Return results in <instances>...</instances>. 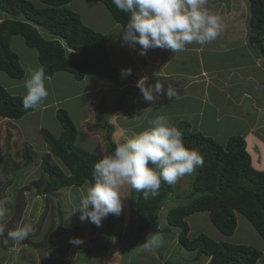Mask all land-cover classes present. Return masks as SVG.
Instances as JSON below:
<instances>
[{
  "label": "crops",
  "instance_id": "1",
  "mask_svg": "<svg viewBox=\"0 0 264 264\" xmlns=\"http://www.w3.org/2000/svg\"><path fill=\"white\" fill-rule=\"evenodd\" d=\"M206 7L210 13L219 15L222 18V31L214 41L204 45L194 42L187 45L183 51L177 53L170 49H150L146 55L139 54V45L131 48L123 43L121 38L122 28L112 18L109 11V15L104 21V27L101 29L97 27L96 30L87 26L81 14L78 13L83 24L103 36L109 63L121 70L130 68L133 77L126 76L119 79H111L98 74H86L82 80L78 81L68 72H58L51 77L46 76L45 86L49 88L50 94L48 96L50 102H42L38 107L32 109V112L19 120L0 118V123L4 122L7 125L14 124L12 128L15 127V130H13L19 134L21 142L29 145L27 136H29L32 124L25 121V118L30 117L34 121L33 128L39 129V131L42 129L41 126L45 119H49L50 125H53V127L51 126L52 132L50 129L48 131L53 136H59L62 128L56 118V108H64L71 120H73V110L84 111L87 109L89 113L90 106L97 105L102 99L110 107L106 119L113 127L111 138L116 146V142L120 136L125 137L122 139L126 141L127 139L124 135L134 136L148 127L150 119H153L157 115H164L174 125L180 120L189 122L192 131L200 132L222 145L226 143L230 136H241L244 140L245 150L250 157L252 167L258 171L264 170V58L257 54V51L249 41V3L247 0H207ZM22 40L24 42L23 38ZM23 42H16L18 44L16 47L20 46L18 58L22 56L23 52L27 61V64H23V61L19 58L20 65L24 70L23 78L16 80L20 87L23 85V80L26 77L25 71H28L29 68L41 66L36 49L27 47L24 45L25 42L24 44ZM25 48L27 50L31 49V51L25 53ZM142 76H147L150 83L161 80L164 82L165 91L167 90V83L173 84L176 87L178 98L175 99L173 97L169 100L166 96H161L154 104L146 102L136 87L137 80ZM15 85L16 83L11 86L14 87ZM4 88L9 93V90L6 87ZM129 89H134L129 95L130 98L124 99L129 105V113L127 111L124 112L122 109H114L112 106L118 105L123 94ZM25 93L26 91H22L20 94L15 95L24 97ZM101 94L103 95L101 96ZM83 98L85 102L81 104V99ZM92 98H94L93 101H91ZM33 114H38V116H32ZM142 114L143 116L140 118ZM81 116V120L76 122V124L73 121L77 130L76 144L80 148L96 154L100 159L103 153L106 152L103 137L104 130L89 131L87 129V126L92 125L95 121L93 111L87 116ZM131 119L134 120L133 123H130ZM80 125L83 126L80 127ZM39 134L41 135L40 132ZM43 142L41 152L47 153L49 152L48 145L44 140ZM30 147L32 148V146ZM53 161H55V158H53ZM127 201L124 198L122 213L116 216V219L120 222L125 220L127 213L128 217L131 218L130 194L129 207L127 206ZM126 209L127 211H125ZM167 212L166 210V214ZM202 214H205L207 219L196 217V220L202 222L205 226L207 225L206 223L212 225L208 213L203 212ZM199 215L200 213H196L192 216ZM188 218H186V222H188ZM238 218H240L239 215H237V227ZM129 222L130 219L128 224L123 228L124 230H127ZM169 228L171 227H169L167 220L162 225H159V229ZM173 229L179 232L177 228ZM213 230L218 234L214 236L215 238L213 237L217 242H226L229 237L235 234L234 232L232 236L228 237L220 234L216 228ZM245 231L247 234H250L246 226ZM90 236H93V234ZM188 236L190 237V228ZM84 237L88 238L87 236ZM110 237L114 240L112 245L109 247L103 245L100 249L90 246L91 241L90 243L88 241L92 240V237L87 241L84 239L83 246L86 249L87 256H97L98 254L100 255L99 258L105 259L108 262L104 261L103 264H120L124 250L127 248L131 250L130 241L117 239L114 235ZM60 238L61 241H57L53 249L60 246L58 251L68 254L69 264H76V258H78V264H98L95 259L90 260L88 257L87 261L84 259V263L81 262L82 259L79 255L82 250L77 243L69 242L73 239L77 240L73 232L61 235ZM120 238H123V235ZM12 242L6 243L3 239H0V243H6L7 245L2 246L0 244V264L50 263L46 262L45 253L49 249L47 246L42 245V249L36 247V250H34V247L31 248L27 245H18L14 244V241ZM117 242H119L118 245L115 244ZM261 242L259 243L261 244L259 247L264 252V242L262 240ZM22 243L26 244V242ZM63 243L64 246L61 245ZM137 243L139 242L136 241L135 244ZM136 250L137 247L133 246L131 255L134 254L137 259L141 254H146V252L156 255L149 248L145 249L146 251ZM191 253L194 256L192 260L193 264L208 263V258L203 257L199 261V258L196 259V253ZM157 255H151L154 257L151 264H161L159 253ZM57 258L60 259L59 256ZM55 264H61V262L56 261ZM165 264L172 263L165 262Z\"/></svg>",
  "mask_w": 264,
  "mask_h": 264
},
{
  "label": "trees",
  "instance_id": "2",
  "mask_svg": "<svg viewBox=\"0 0 264 264\" xmlns=\"http://www.w3.org/2000/svg\"><path fill=\"white\" fill-rule=\"evenodd\" d=\"M36 1L39 4L35 0H0V71L15 80L23 78L24 70L19 58L10 47L11 38L21 36L27 47L36 49L39 64L45 69L47 77L58 72H68L78 81L86 74H98L111 79L123 78L121 69L109 63L103 36L85 26L80 15L69 9L68 5L73 0ZM85 1L102 3L121 28L126 27L129 14L116 9L112 0ZM247 1L250 6L249 41L257 54L264 58V0ZM22 100L23 96L11 95L0 85V118L19 120L32 112V109L26 110L23 107ZM94 108L96 118L87 129L104 130L105 148L111 154L116 145L111 138L113 127L106 119L109 109L102 100ZM56 118L62 128L59 136H53L43 128L40 130L49 152L44 153L40 159L44 179L41 183H34L40 189L38 195L45 198L54 197L61 189L80 188L90 182L94 183L93 167L99 160L96 154L76 144L77 130L65 109H57ZM175 126L183 133L184 144L197 149L203 158V164L193 171L195 174L190 181L189 202L171 208L166 214L169 227L179 230V245L186 251L195 252L196 259L208 258L207 264H257L258 259L264 264V252L255 247L216 242L205 234L189 238V225L186 222L190 215L208 213L214 228L229 237L234 234L237 215H240L264 242V170L258 171L252 167L241 136H230L222 145L200 132L192 131L187 121L180 120ZM7 136L8 139L11 137L9 132ZM32 153V148L25 144L21 150L25 166L32 163ZM53 158H58L63 168L54 163ZM172 193L173 186L163 181L158 195L150 196L147 200L142 193L131 189V231L138 235L151 230L157 233L168 232L170 228L159 229L158 215ZM110 215L106 218V225L108 235L113 236L116 231ZM59 216L61 221V212ZM72 230V227H63L59 222L45 236L47 241L44 245L47 248L53 247L58 237Z\"/></svg>",
  "mask_w": 264,
  "mask_h": 264
},
{
  "label": "clouds",
  "instance_id": "3",
  "mask_svg": "<svg viewBox=\"0 0 264 264\" xmlns=\"http://www.w3.org/2000/svg\"><path fill=\"white\" fill-rule=\"evenodd\" d=\"M116 9L129 14L126 27L122 29V41L129 47L140 46V55L150 49H170L177 53L187 45H204L214 41L222 31V18L210 13L207 0H112ZM72 50H70L71 52ZM122 77L132 70L122 69ZM43 66L28 69L24 81L26 94L23 107L35 109L49 93L45 86ZM146 102L156 103L161 96L169 100L178 98L176 87L156 80L150 83L147 76L136 82ZM203 164V158L195 148L183 142V133L166 116L157 115L148 121V127L132 138L117 145L113 152L94 164V183L78 190L74 212L80 213V220L102 226L110 214L119 216L123 210L124 189L130 187L142 193L145 200L158 195L161 182L175 184L185 175H191ZM0 204V219L8 212ZM2 231V229H0ZM33 232V226L24 223L8 232V239L20 243ZM80 243L79 240H70ZM159 243L153 236L150 247ZM257 264H262L257 260Z\"/></svg>",
  "mask_w": 264,
  "mask_h": 264
},
{
  "label": "rangeland",
  "instance_id": "4",
  "mask_svg": "<svg viewBox=\"0 0 264 264\" xmlns=\"http://www.w3.org/2000/svg\"><path fill=\"white\" fill-rule=\"evenodd\" d=\"M36 4L37 1L35 0ZM69 9L72 11H76L77 13L81 14L83 21L85 24L94 30L98 27L99 29L104 27V21L106 17L109 15L108 10L102 3H89L85 0H73L70 3ZM103 7V9H102ZM84 24V25H85ZM85 25V26H86ZM17 41L23 42L22 37H12L11 42V49L13 52H16L18 56V50L20 46L16 47L18 44H16ZM24 44V42H23ZM25 45V44H24ZM22 48V47H21ZM25 53H27L30 50H27L25 48ZM33 53V52H32ZM21 60L23 61V64H27L25 54L22 52V56H20ZM26 77L23 80V85L20 87L18 85V82L10 77H8L4 72L0 71V85L4 88L6 87L9 90V93L12 95L20 94L22 91L25 92L26 89L24 88V81L28 78V71H25ZM3 79V80H2ZM16 85L12 87L11 85ZM5 89V88H4ZM48 93L49 88H47ZM23 94V93H22ZM26 94V93H25ZM131 92H125L119 100L118 105L112 106L114 109H122L124 112L127 111L129 113V105L124 100L127 98H130ZM103 94H101L102 96ZM105 99V98H104ZM94 98L91 99L93 101ZM102 100V99H101ZM100 100V101H101ZM124 100V101H123ZM105 104V100H102ZM42 102H50L49 96L43 100ZM85 102V99H81V104ZM99 104V103H97ZM107 108L110 110V107L106 104ZM95 105L90 106L89 113L92 111H95ZM61 107H58L55 109V114L57 109ZM64 109V108H63ZM100 111V109H98ZM75 112V113H74ZM88 110L85 109L84 111H76L73 110V120L76 124V122H79L82 118L81 115H89ZM32 116H38V114H33ZM143 114L140 116L142 118ZM96 118L94 113V119ZM139 120V118H138ZM25 121L31 122L32 128L30 130L29 136H27V141L29 142V145L33 148V161L29 166H25L23 159L21 157V150L25 143L21 142L19 139V134H17L14 130L15 127L12 128L14 124H6L4 122L0 123V204L3 205L5 209H8L9 211L6 213L5 217L3 219H0V239L6 243H13L8 239V232L11 230H14L18 226H22L24 223H29L33 226V232L29 235V237L22 241L26 242V244L20 242L16 243L14 241V244H22L27 245L28 247H34V250H36V247L42 249V245L47 241V238H45L46 235L49 234V232L52 230L53 227H56L59 222L63 225V227L69 228L72 227V232L75 234L77 240L81 241L80 243H77L82 250L79 257L82 259L81 262L84 263V261H87V252L85 247L83 246L84 239L87 241L92 237V240L90 239L88 243L91 241V245L94 248L100 249L101 246L106 245L109 247L112 245V242L114 241L109 235H108V228L106 225V219L102 221V226L97 227L95 224L85 220H80V213L74 212L76 207V197L78 195V190L85 188L88 186V184H85L81 188H65L61 189L60 192H57L54 197L52 198H45L44 196L38 195L40 191L37 184L38 182H42L44 179V175L41 171V156L44 154L41 152V148H43V137L39 134V129L33 128V122L31 118H25ZM59 122V121H58ZM134 120L131 119L130 123H133ZM26 124V123H25ZM49 119H45V121L42 124L43 129H51ZM83 125H80V127ZM12 128V130H10ZM14 129V130H13ZM8 132L10 134V138L8 139ZM52 132V131H51ZM126 136V139L132 138L133 136L130 135H124ZM118 138V137H117ZM125 137L118 138L116 144L119 145L123 142H125ZM43 139V140H42ZM106 151V149H105ZM105 153V154H104ZM103 155H109L108 152H104ZM63 168L62 162L58 158H55L54 163ZM194 172L191 175H185L180 181L173 184V193L171 194L172 197H170L167 201L163 203V206L159 212L158 218H159V225H162V223H165L166 220V210H170L171 208L183 206L189 202L190 197V181L194 176ZM35 182V183H34ZM3 188V191H1ZM124 194L127 201V206L129 207V194L131 197V188L126 187L124 189ZM169 203V204H168ZM125 206V208L128 209V207ZM127 209L125 211H127ZM59 212H61L62 217L60 221ZM111 219L113 221V228L116 231V234L114 235L117 239H126L127 241H130L131 244V250L129 248L124 250V253L122 255V262L120 264H151L153 262V256H158L157 253H159L160 263L165 264V262H169L172 264H193V258L191 252L186 251L185 249L181 248L179 245L177 236L178 231L170 228L169 231L163 232L162 234L157 233L156 231H149L144 234H139L136 232L131 231L129 226L127 227V230L123 229L126 224H128L129 217L128 213L125 217V220L123 222H120L116 219V215H110ZM240 216V215H239ZM43 217V218H42ZM188 225L190 228V237L194 238L198 234H205L212 240L214 236L218 235L217 232H215L214 227L208 223L205 226L202 222L197 221L196 219L199 217H204L206 220L205 214L200 213L199 216H188ZM197 217V218H196ZM245 226L247 227L250 234H247L245 231ZM69 234V233H68ZM93 236H90L92 235ZM73 235V234H72ZM70 235V236H72ZM123 235V238H120V236ZM84 236H87L86 239ZM153 236L159 237V243L156 245H152L150 247H146V245H151V241ZM220 238V236H218ZM222 237V236H221ZM58 237L57 241L60 242L61 238ZM215 238V237H214ZM64 239V238H63ZM70 239V238H69ZM116 239V240H117ZM118 241V240H117ZM136 241L139 243L135 244ZM215 241V240H214ZM70 242V241H69ZM217 242V241H216ZM227 243L230 244H238V245H247L255 247L259 250H262L259 245L261 242L260 237L258 234L254 231L251 224L242 216L238 218V227L235 230V234L232 237H229L226 240ZM0 243L2 246L6 245ZM71 243V242H70ZM119 244V242L115 243ZM58 245V244H57ZM64 246V243L61 244ZM137 247L136 251H146L145 249L149 248L153 250L156 255H154L151 252H146L141 254V256L137 259V257L132 254L131 251L133 250V246ZM54 247V246H53ZM53 247L46 250V262H50L49 264H55L56 261H60L61 264H69V256L67 253L63 254L60 251H58L60 246L53 249ZM135 253V252H134ZM35 254V253H34ZM148 254V255H147ZM59 256L60 259H56V257ZM100 255L97 254V256H89L88 259L96 261L98 264H103L105 259L99 258ZM157 258V257H156ZM85 259V260H84ZM168 259V260H167ZM203 257L199 258V261H201ZM108 263L107 261H105ZM75 263L78 264V258H76ZM198 263V261H197Z\"/></svg>",
  "mask_w": 264,
  "mask_h": 264
},
{
  "label": "built area",
  "instance_id": "5",
  "mask_svg": "<svg viewBox=\"0 0 264 264\" xmlns=\"http://www.w3.org/2000/svg\"><path fill=\"white\" fill-rule=\"evenodd\" d=\"M262 39H263V43H264V27H263V36H262Z\"/></svg>",
  "mask_w": 264,
  "mask_h": 264
}]
</instances>
